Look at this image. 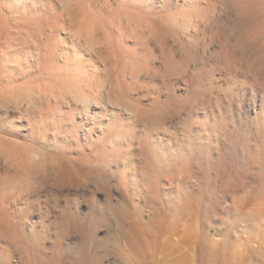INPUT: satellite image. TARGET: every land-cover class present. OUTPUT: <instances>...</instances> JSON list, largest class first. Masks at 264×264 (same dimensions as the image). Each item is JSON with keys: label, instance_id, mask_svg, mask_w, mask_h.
Returning a JSON list of instances; mask_svg holds the SVG:
<instances>
[{"label": "rangeland", "instance_id": "rangeland-1", "mask_svg": "<svg viewBox=\"0 0 264 264\" xmlns=\"http://www.w3.org/2000/svg\"><path fill=\"white\" fill-rule=\"evenodd\" d=\"M255 8L0 0V264H264Z\"/></svg>", "mask_w": 264, "mask_h": 264}, {"label": "bare ground", "instance_id": "bare-ground-1", "mask_svg": "<svg viewBox=\"0 0 264 264\" xmlns=\"http://www.w3.org/2000/svg\"><path fill=\"white\" fill-rule=\"evenodd\" d=\"M259 3V2H258ZM246 10H247V8H246ZM253 14H254V16L253 15H251L252 17V20L253 21H255L256 22V24L257 23H259L258 25H261L264 21H263V19H264V16H263V12H262V10H259V9H253ZM73 18V17H72ZM71 18V19H72ZM75 20V19H74ZM72 22V21H71ZM247 23V22H246ZM249 23V22H248ZM250 24V23H249ZM256 24H255V26H254V24H253V27H255L256 28ZM71 26V30L75 33V34H79V27H78V25L75 23V22H72V24L70 25ZM249 27V26H248ZM253 27H251V28H253ZM258 27V26H257ZM259 29H260V27H258ZM249 30H250V28H249ZM261 30V29H260ZM251 35H252V33H251ZM249 37V36H248ZM252 37V36H251ZM254 37V36H253ZM250 39V38H249ZM254 39H256L255 40V42H254V44L253 45H255V43L257 44V45H259L258 43H260L261 41H263V39H264V27H262V32L260 33L259 32V34H258V36H257V38H254ZM77 40H78V38H77ZM251 41V40H250ZM82 42V41H81ZM86 42V41H85ZM253 42V41H252ZM252 42H251V44H252ZM83 44H84V42H82ZM82 43H80L79 42V44H82ZM263 44V43H262ZM256 45V46H257ZM81 47H82V45H81ZM83 47H84V45H83ZM88 48V47H87ZM263 50V49H262ZM82 69L83 68H85V69H87V71L89 70L90 72V74H94L95 72H96V70H95V68H96V65H95V61L91 58V57H89L88 56V58H87V60L85 61V64L81 67ZM75 71H77V72H79V70H80V68L79 69H74ZM87 71H83V72H81V73H79V75L80 74H83V73H86ZM92 76V75H91ZM98 97V96H97ZM102 98V97H101ZM99 100H100V98L98 99V98H96L95 100H90V101H87V100H82V99H80V101H82L81 103H80V110L82 111V112H84V114L87 112V111H89V109L92 107V106H98L97 104L99 103ZM103 102V101H102ZM100 104V103H99ZM95 106V107H96ZM105 110V109H104ZM103 110V111H104ZM106 111V110H105ZM130 114H134V112L132 111V110H127Z\"/></svg>", "mask_w": 264, "mask_h": 264}]
</instances>
